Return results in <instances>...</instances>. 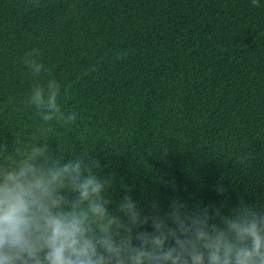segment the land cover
Listing matches in <instances>:
<instances>
[{"label":"trees","instance_id":"1","mask_svg":"<svg viewBox=\"0 0 264 264\" xmlns=\"http://www.w3.org/2000/svg\"><path fill=\"white\" fill-rule=\"evenodd\" d=\"M259 5L0 0V144L12 151L15 137L36 132L43 122L27 97L54 77L72 85L58 102L79 119L70 130L53 123L47 143L65 159L86 154L98 163L97 175L112 179L113 213L125 195L146 215L153 205L167 213L174 200L223 215L241 202L264 209V0ZM34 48L51 76L29 74L23 59Z\"/></svg>","mask_w":264,"mask_h":264},{"label":"clouds","instance_id":"2","mask_svg":"<svg viewBox=\"0 0 264 264\" xmlns=\"http://www.w3.org/2000/svg\"><path fill=\"white\" fill-rule=\"evenodd\" d=\"M40 57L38 48L25 53L29 74L51 76ZM71 87L54 77L35 83L27 104L43 123L29 140L15 137L12 151L0 144V264H264V209L256 206L241 202L223 215L174 200L167 213L153 205L146 215L125 195L110 211L112 179L97 175L98 163L86 154L65 159L47 143L53 123L70 130L79 119L58 102Z\"/></svg>","mask_w":264,"mask_h":264}]
</instances>
